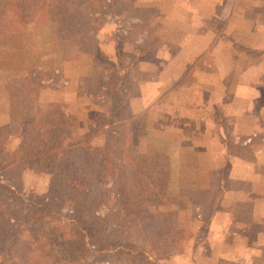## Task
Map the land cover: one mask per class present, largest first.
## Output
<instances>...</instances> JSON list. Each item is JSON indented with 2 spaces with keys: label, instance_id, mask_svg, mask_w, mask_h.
Returning a JSON list of instances; mask_svg holds the SVG:
<instances>
[{
  "label": "rangeland",
  "instance_id": "1",
  "mask_svg": "<svg viewBox=\"0 0 264 264\" xmlns=\"http://www.w3.org/2000/svg\"><path fill=\"white\" fill-rule=\"evenodd\" d=\"M112 3L84 43L61 39L48 22L0 34L1 183L73 214V203L62 200L64 184L27 168L20 156L37 125L52 132L49 113L60 105L73 124L63 147L96 135L69 148L88 177V211H105L96 202L101 133L120 124L119 131H132L131 151L170 156L166 191L175 199L151 210L175 211L184 233L170 254L150 259L264 264V0ZM147 223L151 235L165 231L166 220ZM96 247L89 248L100 259L94 264L102 258ZM110 256L114 264H130L104 255Z\"/></svg>",
  "mask_w": 264,
  "mask_h": 264
},
{
  "label": "trees",
  "instance_id": "2",
  "mask_svg": "<svg viewBox=\"0 0 264 264\" xmlns=\"http://www.w3.org/2000/svg\"><path fill=\"white\" fill-rule=\"evenodd\" d=\"M107 1L10 0L9 5L0 6V34L17 31L27 22H48L60 29L61 39L84 43L100 30L101 13L110 9ZM50 112L53 133L37 125L38 130L20 145L21 162L60 180L65 188L61 198L73 203V214L63 216L49 202L25 197L0 181V264H94L100 259H92L89 252L99 244L102 258L97 264H114L111 256L104 257L111 254L126 257L130 264H160L150 256L170 254L184 233L175 211L151 210L175 199L166 191L171 176L169 154L159 149L131 151L132 131H119L120 124L113 126V131L102 130L101 189L96 202L105 211L101 215L91 213L88 177L81 173V162L74 163V150L69 148L89 143L96 135L86 133L67 149L63 144L65 132L73 125L72 115L60 105ZM156 220L162 225L166 220L165 231L151 235L147 222ZM141 230L149 231V236H138ZM139 238L155 243L145 246Z\"/></svg>",
  "mask_w": 264,
  "mask_h": 264
},
{
  "label": "crops",
  "instance_id": "3",
  "mask_svg": "<svg viewBox=\"0 0 264 264\" xmlns=\"http://www.w3.org/2000/svg\"><path fill=\"white\" fill-rule=\"evenodd\" d=\"M209 40H210V39H209ZM210 45H211V43H210ZM210 45H209V46H210ZM208 48H209V47H208ZM205 49H206V48H205ZM205 49L202 50L201 54L205 51ZM201 54H199V55L201 56ZM199 55H198V56H199Z\"/></svg>",
  "mask_w": 264,
  "mask_h": 264
}]
</instances>
